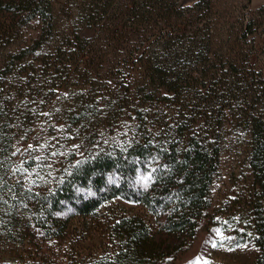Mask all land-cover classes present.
Listing matches in <instances>:
<instances>
[{
  "label": "trees",
  "instance_id": "1",
  "mask_svg": "<svg viewBox=\"0 0 264 264\" xmlns=\"http://www.w3.org/2000/svg\"><path fill=\"white\" fill-rule=\"evenodd\" d=\"M154 1L138 0L127 16L139 25L153 14L147 5ZM156 1L154 6L163 4ZM114 2L88 0L86 12L95 20L110 12ZM53 5L54 0H0V43L22 40L23 28L36 25L39 33L32 44L41 48L36 42L45 26L53 27ZM165 8L173 7H160L161 19ZM244 39L252 43L249 33ZM82 40L73 36L57 52L74 59L78 52L71 48ZM181 45L167 42L169 54L157 64L136 53L124 90L76 98L64 118V136L72 137L66 149L47 142L30 146L17 163L9 151L0 156V222L8 220L14 241L28 240L38 247L36 264H58L57 256L50 255L53 247L65 249L83 235L86 221L94 219L108 224L116 249L107 261L82 264H174L180 252L195 243L209 217L222 211L252 235L259 248L253 264H264V79L250 78L229 65L222 77L218 69L210 77L212 88L203 98L199 82L208 70L199 62L181 66ZM86 58L82 69L78 67L82 80L93 75ZM4 63L0 61V153L8 147V130L14 126L13 100L4 92L12 69ZM32 111L30 105H20L14 112L25 124ZM229 114H238L249 140L241 157L245 190L224 200L214 198L213 188L222 159L223 121ZM141 173L150 178L145 190L136 187ZM116 200L146 209L154 218L153 230L139 216L104 220L101 211ZM67 210L85 223L77 226L71 218L61 219ZM76 230L80 235H72Z\"/></svg>",
  "mask_w": 264,
  "mask_h": 264
},
{
  "label": "rangeland",
  "instance_id": "2",
  "mask_svg": "<svg viewBox=\"0 0 264 264\" xmlns=\"http://www.w3.org/2000/svg\"><path fill=\"white\" fill-rule=\"evenodd\" d=\"M137 2L115 0L110 12L97 15L93 20V16L86 12L88 0H54L53 27L45 26L36 42L41 48L32 44L33 37L39 33L36 25L23 28L22 40L0 43V61L12 69L4 92L13 100L11 112L14 122L12 129L8 130V147L0 156L9 151L10 158L17 163L30 146L47 142L66 149L72 137L64 136L67 134L64 118L68 116V109L75 99L83 95L89 98L98 93L124 90L122 85L131 74L130 58L137 53L157 64L169 54L166 53L169 41L183 45L185 52L177 59L181 66L191 64L190 67H193L199 62L208 70L206 77L199 82L203 98L212 88L210 77L217 69L222 77V72L229 65L235 66L244 75L249 74L250 78L264 79V0H162L163 4L158 1L159 6H154L155 0L147 5L153 14L139 25L127 16V10ZM168 4L173 7L172 10L165 8V19L159 18L162 13L160 7ZM246 33L252 38L251 44L244 39ZM76 35L83 40L82 43L77 41L78 46L71 48V51L78 52L74 59H69L66 53L57 52V47ZM17 47L21 48L20 52ZM80 53L81 56H78ZM84 57L90 59L93 75L82 80L79 68L82 69ZM93 57L98 59L93 61ZM170 69L174 70L173 62L168 65L171 74ZM196 76L201 77L199 73ZM20 105H30L33 110L25 124L19 112H14ZM238 117V114H229L223 121L222 159L215 176L214 198L231 199L245 190L246 178L240 175L244 169L241 157L244 143L249 138L245 136L248 130L240 126ZM149 185L148 174L141 173L136 178V187L140 190ZM73 215L67 210L60 214V218L66 220ZM100 215L108 221L139 216L152 230L155 226L154 218L146 209L120 200L107 204ZM209 221L192 247L180 252L174 264L255 262L259 248L252 235L238 226V219L232 220L222 211L214 219L210 216ZM7 222H0V264H36L38 247L28 245V240L22 243L10 238ZM71 223L82 226L85 222L72 217ZM85 224L82 236L68 243L65 249L64 246H56L50 251V255L57 256L58 264H82L105 259L116 249L117 239L108 224L98 219L88 220ZM157 233L154 230V234ZM72 235H80V231H73ZM158 264L170 263L159 261Z\"/></svg>",
  "mask_w": 264,
  "mask_h": 264
}]
</instances>
